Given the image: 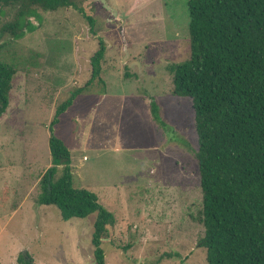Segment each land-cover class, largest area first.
Masks as SVG:
<instances>
[{
	"label": "rangeland",
	"instance_id": "obj_1",
	"mask_svg": "<svg viewBox=\"0 0 264 264\" xmlns=\"http://www.w3.org/2000/svg\"><path fill=\"white\" fill-rule=\"evenodd\" d=\"M70 1L37 7L28 30L0 45L15 68L0 115V264H94L96 213L62 220L36 203L50 135L69 151L72 186L113 214L100 238L104 264H206L191 100L172 94L166 69L189 55L186 0ZM98 38V77L86 85Z\"/></svg>",
	"mask_w": 264,
	"mask_h": 264
},
{
	"label": "trees",
	"instance_id": "obj_2",
	"mask_svg": "<svg viewBox=\"0 0 264 264\" xmlns=\"http://www.w3.org/2000/svg\"><path fill=\"white\" fill-rule=\"evenodd\" d=\"M69 5L70 0H0V18L13 11L0 21V45L5 36L19 39L28 30L37 7L52 11ZM186 7L189 55L166 69L172 94L189 97L193 110L203 227L197 245L204 248L206 264H264V0H186ZM82 14L94 34L92 15ZM103 52L98 38L86 85L98 77ZM14 73L0 58V115ZM83 89L71 90L55 106L50 125ZM150 109L159 120L152 101ZM47 147L50 166L38 181L36 203L54 205L62 220L95 212L92 255L94 264H104L100 238L113 214L94 192L72 186L62 140L50 135ZM16 261L22 264L19 257Z\"/></svg>",
	"mask_w": 264,
	"mask_h": 264
}]
</instances>
